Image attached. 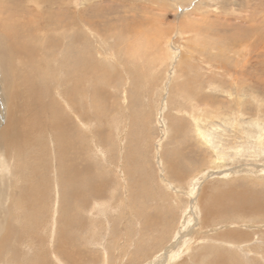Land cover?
<instances>
[{"label": "rangeland", "instance_id": "obj_1", "mask_svg": "<svg viewBox=\"0 0 264 264\" xmlns=\"http://www.w3.org/2000/svg\"><path fill=\"white\" fill-rule=\"evenodd\" d=\"M25 1L0 0V136L15 86L34 81L43 103L64 104L59 93L69 99L73 87L81 91L80 167L100 168L104 180L101 202L85 216L87 236L97 239L90 246H104L94 222L104 227L107 249L116 242L99 216L105 213L109 230L125 229L130 241L114 254L121 264H135L138 248L152 264L162 254L163 264H181L215 238L218 247L230 240L227 264H264V218L205 214L218 187L253 184L264 195V0H55L59 8ZM36 18L33 28L28 21ZM45 19L59 25L48 29ZM26 39L33 57L18 48ZM1 150L8 196L27 173ZM5 202L0 221L9 218ZM228 230L253 234L257 249L245 245L234 255L231 246L242 241L223 238Z\"/></svg>", "mask_w": 264, "mask_h": 264}, {"label": "bare ground", "instance_id": "obj_2", "mask_svg": "<svg viewBox=\"0 0 264 264\" xmlns=\"http://www.w3.org/2000/svg\"><path fill=\"white\" fill-rule=\"evenodd\" d=\"M57 1L40 0V3L38 0H28L38 7L46 5L59 8L64 5ZM32 11L35 12V6ZM36 19L28 21L34 25L33 28L36 27L37 22H40V18ZM58 19L60 20L59 16ZM45 23L48 29L51 26L59 25L56 22L49 24L46 19ZM46 25L41 22L39 28L45 29ZM31 36L34 35L31 34ZM51 46L52 43L48 45V48ZM18 48L21 50L20 52L25 50L30 53L31 57L34 56V53L30 51L34 49L28 39ZM28 56L27 59H29ZM66 77L64 78L66 79ZM24 82L25 90L21 91L20 87H14V93L10 97L7 126L2 128L3 130L1 129L0 136V147L5 152H9L10 159L16 162L13 164L15 165L14 169L21 170L23 167L27 173L25 177L12 181L6 188L11 192L8 196L4 191L5 188L0 187V203L1 201L5 202L6 199L10 202L9 214H7L9 218L5 215L6 219L0 221V264H54L51 260L52 257L60 259L63 264H97V262L121 264L117 260L115 261L114 254L120 245L122 247L127 243H129L128 246L130 245L125 229H123V233L118 227L109 230L110 221L106 218L107 215L102 213L103 215L99 216L103 217L107 223L110 240L116 242L110 244L107 249L106 245L109 243H104L106 235L104 227H100V222L93 223L98 228L94 235L98 234L103 242L100 243L106 247L103 246L99 251L96 246H90V243L95 245L97 239L87 236L88 221L85 216L90 210L91 203L101 202L104 196V180H101L98 172L100 168L97 169L98 171L96 168L94 170L89 165H85L86 162L83 164L84 167H80L79 161L84 157L81 139L84 134L81 135V131L77 128L84 124L83 117L87 114L81 102L78 101L82 97L81 91H77V88L73 87L69 99L59 93L64 104L53 97L43 103L42 97L36 93L39 89L36 83L34 81ZM99 91L96 89L94 96L96 93L100 94ZM74 93L77 94V99ZM20 100L21 104L19 105ZM76 101L77 104L74 103ZM238 103H240L239 100ZM66 108L75 121H71L65 112ZM76 110L80 111L79 115L76 114L78 113ZM44 134L46 135L44 136ZM45 139H48L49 146ZM4 150H1L2 155H4ZM55 186L57 187L55 190L56 205L49 198L50 188H53L54 191ZM221 188L223 189L218 187L209 194V199L205 203L206 215L209 213V216H213L215 220L228 213L234 215L244 213L247 214V220H263L264 195L259 193L255 185L238 183ZM141 212L142 209L139 208L133 213L140 215ZM0 215L2 216V214ZM96 218L98 220L99 217ZM156 218L154 223L159 220ZM96 226L93 228L95 229ZM228 231L226 235L222 234L223 238L242 241L238 243L240 248L231 246L234 255L238 249L244 250L245 245L251 250L257 249L254 244L260 242V239H253V234ZM124 237V242H121V238L124 239ZM249 239L252 241H245ZM214 241L218 244L221 243V239L215 238ZM215 242L212 246L209 242V244L200 247L201 251L187 257L186 261L181 264H227L225 256L228 257L230 254L228 253L230 240H224L225 247H218ZM23 248L26 251L22 252ZM211 249H218L219 252L215 256L210 255ZM138 252L139 259L135 264L153 263L152 258L144 254V250L138 248ZM167 256L168 254L160 256L161 264L166 262ZM133 261L134 259H132Z\"/></svg>", "mask_w": 264, "mask_h": 264}]
</instances>
